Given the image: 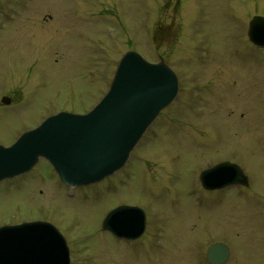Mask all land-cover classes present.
<instances>
[{
    "label": "rangeland",
    "instance_id": "obj_1",
    "mask_svg": "<svg viewBox=\"0 0 264 264\" xmlns=\"http://www.w3.org/2000/svg\"><path fill=\"white\" fill-rule=\"evenodd\" d=\"M264 0H0V143L58 111H85L108 89L128 49L164 59L179 91L125 166L67 188L45 158L0 180V225L45 218L63 232L71 264H264V48L247 38ZM21 102V103H20ZM238 163L249 185L204 189L202 169ZM146 214L145 234L102 228L118 204Z\"/></svg>",
    "mask_w": 264,
    "mask_h": 264
},
{
    "label": "water",
    "instance_id": "obj_2",
    "mask_svg": "<svg viewBox=\"0 0 264 264\" xmlns=\"http://www.w3.org/2000/svg\"><path fill=\"white\" fill-rule=\"evenodd\" d=\"M249 40L264 47V16L253 15ZM179 90L176 72L164 61L150 62L130 49L119 59L109 87L85 113L60 111L21 133L8 146L0 144V180L30 170L45 157L70 186L104 179L126 163L144 132ZM2 101L9 102L3 97ZM208 190L249 184L241 166L229 160L201 170ZM145 211L120 204L107 212L102 228L119 239L133 240L145 231ZM229 246L216 241L206 250L209 264H224ZM0 264H70L66 238L48 221L32 220L0 226Z\"/></svg>",
    "mask_w": 264,
    "mask_h": 264
},
{
    "label": "flooded vegetation",
    "instance_id": "obj_3",
    "mask_svg": "<svg viewBox=\"0 0 264 264\" xmlns=\"http://www.w3.org/2000/svg\"><path fill=\"white\" fill-rule=\"evenodd\" d=\"M7 97V98H9V102L8 103H4L3 101H2V98L3 97ZM13 102H14V100H13V97L11 96V95H9V94H7V93H3V94H1V96H0V111H1V109H3V110H5V112L6 111H8V109L13 105ZM21 103V102H20ZM86 111V110H85ZM85 111H80V112H85ZM2 112V111H1ZM0 128H5L6 129V126H4V127H0ZM12 140H14V138L12 137L11 138ZM15 178V177H14ZM55 178H57V177H55ZM59 181V183L63 186H66L64 183H62L60 180H58ZM68 189L70 188L69 186H66ZM39 219H45V218H39ZM30 220V219H29Z\"/></svg>",
    "mask_w": 264,
    "mask_h": 264
}]
</instances>
